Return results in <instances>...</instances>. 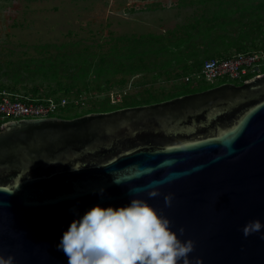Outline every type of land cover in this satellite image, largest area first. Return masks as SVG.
Listing matches in <instances>:
<instances>
[{
	"label": "water",
	"instance_id": "water-1",
	"mask_svg": "<svg viewBox=\"0 0 264 264\" xmlns=\"http://www.w3.org/2000/svg\"><path fill=\"white\" fill-rule=\"evenodd\" d=\"M132 196L183 227L202 264H264V229L241 231L264 222V72L158 102L0 126V252L16 264H67L56 245L69 223Z\"/></svg>",
	"mask_w": 264,
	"mask_h": 264
},
{
	"label": "trees",
	"instance_id": "trees-1",
	"mask_svg": "<svg viewBox=\"0 0 264 264\" xmlns=\"http://www.w3.org/2000/svg\"><path fill=\"white\" fill-rule=\"evenodd\" d=\"M179 3L202 6V11L194 13L186 22L176 25L166 35L149 33L118 37L114 39V43L120 42L121 46L112 44L109 50L103 53L85 48L72 53L65 50L70 45L74 47L76 42L69 46L65 43L55 46L57 51L54 54L49 45L38 46V56H26V53L22 52L13 58L9 52L3 64H0V75L7 78V81H0V92L30 100H58L64 97L68 100L85 101L86 98L81 95L83 92L92 89L107 91L114 84L123 89L129 78L151 68L156 70L155 78L162 74L168 78L170 72L172 73V66L181 69L180 73L174 76L189 75L211 58L228 57L248 51L264 54V0H179ZM229 29L234 30V33H228ZM230 49L235 53L226 54ZM200 53L205 55L204 59L199 57ZM191 59L192 64L188 63ZM262 72L264 65L261 67ZM103 78L104 84L100 83ZM185 85L187 83L179 89ZM203 89L192 87L183 93H164L166 96L160 98L158 94L146 88L139 98L130 97L126 100L122 96V105L101 111L158 102ZM109 98L110 95L106 94L100 96L96 99L99 102H92V108L69 118L94 112L93 108L103 106L102 103H109ZM111 99L119 100L115 99L114 95ZM80 106L76 107L70 103L65 109Z\"/></svg>",
	"mask_w": 264,
	"mask_h": 264
},
{
	"label": "rangeland",
	"instance_id": "rangeland-1",
	"mask_svg": "<svg viewBox=\"0 0 264 264\" xmlns=\"http://www.w3.org/2000/svg\"><path fill=\"white\" fill-rule=\"evenodd\" d=\"M201 7L179 3V0H0V64H3L9 52L13 58L22 52L26 56H36V49L41 45H49L53 54L57 51L55 46L64 43L69 46L72 42H76L75 46L70 45L65 49L69 53L82 51L84 48L92 52H107L112 44L121 46L120 42L114 43V39L118 37L149 33L166 35L194 13H200ZM233 31L229 29L228 33L232 34ZM233 53V49L226 52ZM199 57L204 59L205 55L200 53ZM188 63L192 64L193 59ZM180 70L177 66H172V73L168 78L164 74L155 78L156 70L151 68L129 78L123 89L114 84L107 91L92 89L83 92L81 95L86 98L83 107L63 108L54 115L63 118L77 115L92 108V102H99L96 99L105 94L110 95L109 103L93 108L95 111L122 105V100L111 99L112 94L120 89L124 90L123 97L126 100L130 97L139 98L146 88L163 98L166 96L164 93H183L192 87L205 89L228 82H187V74L174 76ZM118 77L119 75L116 76ZM103 80L104 78L100 83L104 84ZM0 81H7V78L0 75ZM184 83L187 85L179 89ZM99 105L98 103L97 106Z\"/></svg>",
	"mask_w": 264,
	"mask_h": 264
},
{
	"label": "clouds",
	"instance_id": "clouds-1",
	"mask_svg": "<svg viewBox=\"0 0 264 264\" xmlns=\"http://www.w3.org/2000/svg\"><path fill=\"white\" fill-rule=\"evenodd\" d=\"M171 223L145 199L132 196L123 205L95 204L87 209L69 223L56 247L67 256V264H202L199 257L189 256L195 242L181 239L183 227L173 230ZM261 229L264 222L255 218L241 231L248 236ZM0 264H16V258L0 252Z\"/></svg>",
	"mask_w": 264,
	"mask_h": 264
},
{
	"label": "built area",
	"instance_id": "built-area-1",
	"mask_svg": "<svg viewBox=\"0 0 264 264\" xmlns=\"http://www.w3.org/2000/svg\"><path fill=\"white\" fill-rule=\"evenodd\" d=\"M264 65V54L258 51L241 52L228 57L211 58L203 62L201 67L185 77L187 82H211L214 80H227L228 82H240L261 73ZM124 90L112 95L115 99H121ZM84 106L82 99L68 100L61 97L58 100L47 98L34 100L22 98L0 92V126L22 118L50 117L68 104Z\"/></svg>",
	"mask_w": 264,
	"mask_h": 264
}]
</instances>
